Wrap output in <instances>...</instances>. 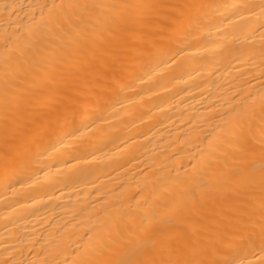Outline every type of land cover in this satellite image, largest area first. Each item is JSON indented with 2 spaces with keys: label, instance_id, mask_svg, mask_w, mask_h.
I'll return each mask as SVG.
<instances>
[{
  "label": "bare ground",
  "instance_id": "6f19581e",
  "mask_svg": "<svg viewBox=\"0 0 264 264\" xmlns=\"http://www.w3.org/2000/svg\"><path fill=\"white\" fill-rule=\"evenodd\" d=\"M0 264H264V0H0Z\"/></svg>",
  "mask_w": 264,
  "mask_h": 264
}]
</instances>
